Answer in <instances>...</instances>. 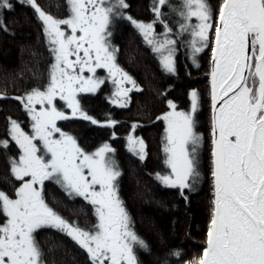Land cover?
Here are the masks:
<instances>
[{
	"label": "snow or ice",
	"instance_id": "snow-or-ice-1",
	"mask_svg": "<svg viewBox=\"0 0 264 264\" xmlns=\"http://www.w3.org/2000/svg\"><path fill=\"white\" fill-rule=\"evenodd\" d=\"M21 2L31 5L42 21L53 45L55 63L45 90L33 89L16 98L31 115L32 134L10 120L11 139L21 150L18 160L11 162V173L22 184L15 198L0 191V213L6 218L0 224V264H44L35 234L48 227L76 241L87 251L92 264H137L134 249L147 245L133 230L119 198L115 182L121 172L107 156L114 149L105 144L95 153L84 152L72 136L57 126V121L70 117L55 104L59 98L71 109L72 117L98 123L81 109L77 97L96 92L104 84V79L95 76L96 70L103 68L118 85L113 103L127 106L132 89L123 85L128 82L135 88L136 83L116 64L118 50L109 42V26L114 17L123 16L121 9L129 5L126 0H67L70 16L57 19L37 0ZM167 3L168 0H155L153 12L160 24H164L159 19L161 7ZM12 7L11 0H0V12ZM178 14L183 19L180 33L187 32L192 37L194 62L196 55L208 47L210 34L214 35V207L207 246L203 255L193 258L190 264H264V0H222L215 26L208 0H182ZM125 18L159 54L165 70L174 74L177 40L171 36L172 29L164 25L166 31L161 38L155 32L157 21L138 22L130 15ZM193 18L196 23H192ZM62 26L70 28L71 33L67 34ZM0 29L8 30L3 22ZM73 56L75 59H70ZM85 72L92 75L85 76ZM36 105L41 106L39 110ZM169 106L172 111L159 119L167 122L164 152L171 173L157 178L167 187L180 189L183 195L200 178L198 150L202 137L196 131L194 118L199 95L191 92L189 112H177L171 102ZM116 123L112 120L108 126ZM128 141L130 150L144 160L147 153L143 139L129 136ZM7 146V140L0 141V147ZM46 180H54L70 195L74 193L95 206L99 219L96 231L69 223L49 207L43 195Z\"/></svg>",
	"mask_w": 264,
	"mask_h": 264
},
{
	"label": "trees",
	"instance_id": "trees-1",
	"mask_svg": "<svg viewBox=\"0 0 264 264\" xmlns=\"http://www.w3.org/2000/svg\"><path fill=\"white\" fill-rule=\"evenodd\" d=\"M11 3V10L0 12V22L8 29H0V95L3 96L0 98V141H8L6 148L0 147V191L15 198L21 183L11 173V162L17 160L19 152L10 140V120L30 132L33 123L22 101L16 98L26 96L33 89H46L55 54L44 25L31 5L21 0ZM37 3L54 18L64 19L68 15L67 0H37ZM208 3L215 18L222 0H208ZM154 4V0H128L129 9H121L123 16L114 17L109 26V42L118 50L115 53L118 65L136 80L130 105H114L115 85L105 81L97 92L81 94L78 98L81 109L98 123L70 116L69 108L63 109L64 103L57 99L56 106L70 117L57 121V126L75 137L79 146L89 153L105 144L114 149L107 156L121 172L115 182L119 198L131 218L133 230L147 245V248L134 249L137 264H190L193 258L203 255L207 246L214 207L209 80L214 35H210L208 47L196 55L194 62L192 37L187 32L181 34L179 29L183 23L178 14L182 0H168L161 7L159 19L164 24L158 22ZM129 15L137 21L143 18L146 22L157 21L155 32L161 38L166 31L164 25L172 29L171 36L177 40L174 74L165 70L159 54L125 18ZM195 22L193 18L192 23ZM192 89L198 90L200 99L194 117L196 131L202 137L198 150L200 178L192 190L185 189L181 195L180 189L167 187L157 178L171 172L164 152L167 122L159 118L172 111L169 102L176 105L177 111H189ZM112 120L117 122L114 127L108 126ZM131 133L146 145L144 160L130 150ZM43 193L49 207L62 218L83 230H94L98 221L95 207L83 197L70 195L51 180ZM5 222L0 213V224ZM35 236L44 264H92L87 251L64 232L48 227Z\"/></svg>",
	"mask_w": 264,
	"mask_h": 264
},
{
	"label": "rangeland",
	"instance_id": "rangeland-1",
	"mask_svg": "<svg viewBox=\"0 0 264 264\" xmlns=\"http://www.w3.org/2000/svg\"><path fill=\"white\" fill-rule=\"evenodd\" d=\"M68 7H69V5H68ZM219 11V10H218ZM219 13V12H218ZM70 9H69V12H68V15L65 17V18H67V17H69L70 16ZM217 17H218V14L216 15V17L214 18V14H213V23H214V26H215V23H216V21H217ZM139 22H142V21H139ZM197 22V21H196ZM195 22V23H196ZM143 23H145V22H143ZM64 29H65V31H66V33L67 34H70L71 33V29L70 28H67V26H62ZM78 35H79V33H77ZM211 35V34H210ZM213 42H214V40H213ZM212 42V44H213V46H214V43ZM81 55H82V53H81ZM211 55H212V51H211ZM70 59H75V57L73 56V57H70ZM211 60H212V57H211ZM54 62H55V60H54ZM210 64H211V61H210ZM211 68V67H210ZM98 69H103V68H98ZM98 69L96 70V73H95V76L97 77V78H101L102 79V76H100L99 75V73H97L98 72ZM104 70H107V69H104ZM211 70V69H210ZM124 72V71H123ZM84 75L85 76H91L92 74L91 73H88V72H85L84 73ZM129 76V75H128ZM120 77L118 76L117 77V79H119ZM132 78V77H131ZM109 79L110 80H112V78L109 76ZM132 80H133V78H132ZM209 80H210V78H209ZM115 85V88H116V91H117V87H118V85L117 84H114ZM123 87H125V88H133V86H132V84H130V83H128V82H125L124 83V85H123ZM115 91V92H116ZM192 91H196L197 93H198V90H196V89H192L191 91H190V93H189V96H190V99H191V92ZM86 93H89V92H86ZM198 95H199V93H198ZM210 96H211V93H210ZM78 98V97H77ZM211 98V97H210ZM57 99H59V98H57ZM122 99V102H123V100H124V98H121ZM60 100V99H59ZM127 100H128V103H127V105H129V101H130V97H127ZM64 104V108L63 109H65V108H67L68 109V107H67V104H66V102L65 101H63V100H61ZM211 101H212V98H211ZM118 105V104H117ZM199 105H200V99H199ZM41 106L40 105H36V108H37V110H39V108H40ZM199 107V106H198ZM57 109L58 110H60V111H63L62 109H59L58 107H57ZM69 110H70V116H71V109L69 108ZM189 111L191 110V104H190V107H189V109H188ZM212 110V109H211ZM177 111V110H176ZM189 111H187V112H189ZM197 111H198V109H197ZM64 112V111H63ZM177 112H180V111H177ZM67 115V114H66ZM30 117H31V115H30ZM60 128V127H59ZM24 130V129H23ZM60 130H61V132H63V133H66L64 130H62L61 128H60ZM212 131V130H211ZM26 132V131H25ZM28 134H32V133H29V132H27ZM67 134V133H66ZM70 135V134H69ZM130 136H134V137H136V138H138V139H141V138H139L137 135H135V134H129ZM70 136H72V135H70ZM73 137V136H72ZM55 138H57V139H59V133H56L55 134ZM75 140H76V138L75 137H73ZM76 142H77V140H76ZM211 142H212V139H211ZM77 144H78V142H77ZM42 145V144H41ZM79 145V144H78ZM43 147V146H42ZM80 148H81V146H79ZM103 147V146H102ZM81 149H83V148H81ZM100 149V148H99ZM84 150V149H83ZM98 149H96V150H94L93 152H91V153H89V152H87V151H85L84 150V152H86V153H88V154H92V153H95L96 151H97ZM47 158V157H46ZM213 159V158H212ZM171 170V169H170ZM171 173V172H170ZM46 181H50V180H46ZM51 181H54V180H51ZM21 183H22V181H21ZM45 183V182H44ZM44 188V187H43ZM74 194V193H73ZM43 195H44V193H43ZM75 195V194H74ZM77 196V195H76ZM82 198V197H81ZM94 206V205H93ZM95 207V206H94ZM97 224L96 225H98V223H99V219H98V217H97ZM96 225H95V227H94V230H92V231H89V232H94V231H96ZM84 230H86V229H84ZM86 231H88V230H86Z\"/></svg>",
	"mask_w": 264,
	"mask_h": 264
},
{
	"label": "flooded vegetation",
	"instance_id": "flooded-vegetation-1",
	"mask_svg": "<svg viewBox=\"0 0 264 264\" xmlns=\"http://www.w3.org/2000/svg\"><path fill=\"white\" fill-rule=\"evenodd\" d=\"M13 0H11V2H12ZM15 1H18V0H15ZM155 1V0H154ZM126 2L128 3V0H126ZM127 9H129V7L127 8ZM146 18V17H145ZM147 19V18H146ZM145 19L143 18V20H139V21H142V22H145V23H152V21L150 20V22H146V21H144ZM138 21V22H139ZM116 64L118 65V62H117V59H116ZM125 73H127L130 77H132L133 78V80L135 81V83H136V80L134 79V77H133V75L132 74H130L129 72H128V70H126V69H124L121 65H118ZM97 73H99V74H103L104 76H103V78L102 79H104V81H112L113 82V79L112 80H110L109 79V73H108V71L107 70H104V69H98V72ZM106 82H104V84H105ZM114 83V82H113ZM104 84H102L100 87H102ZM114 84H116V83H114ZM99 90V89H98ZM97 90V91H98ZM135 90H136V87L135 88H132V90L128 93V97H130V103H131V99H132V95L134 94V92H135ZM96 91V92H97ZM94 93V92H93ZM81 94H88V93H80L79 95H81ZM79 95H78V98H79ZM56 102V101H55ZM130 103H129V105H130ZM114 105H116V106H118V107H120L119 105H117L116 103H114ZM129 105H127L126 107H128ZM57 107V106H56ZM18 123V122H17ZM19 124V123H18ZM20 125V124H19ZM21 126V128H22V125H20ZM23 129V128H22ZM24 131H26V132H29V133H32V132H30V130L29 129H24ZM10 140H12L11 139V137H10ZM12 142L14 143V146L16 147V150L19 152L18 153V157H17V160H18V158H19V156H20V154H21V150H20V148H19V146L15 143V141L14 140H12ZM41 146V149H42V152H43V147H42V145H40ZM49 181H45V183H44V186L48 183ZM20 183H21V181H20ZM22 184V183H21ZM43 186V187H44ZM43 190H44V188H43ZM53 209V208H52ZM54 210V209H53ZM39 231H41V229L40 230H38L37 231V233L39 232ZM36 233V234H37ZM35 234V235H36Z\"/></svg>",
	"mask_w": 264,
	"mask_h": 264
},
{
	"label": "water",
	"instance_id": "water-1",
	"mask_svg": "<svg viewBox=\"0 0 264 264\" xmlns=\"http://www.w3.org/2000/svg\"><path fill=\"white\" fill-rule=\"evenodd\" d=\"M210 66H211V70H210V73H209V77H210V88H211V96H212V81H211V71H212V67H213V62H212V60H211V64H210ZM210 96V97H211ZM211 120H212V127H213V108H212V101H211ZM212 140H213V136H212ZM212 161H213V159H212ZM213 185H214V179H213Z\"/></svg>",
	"mask_w": 264,
	"mask_h": 264
}]
</instances>
